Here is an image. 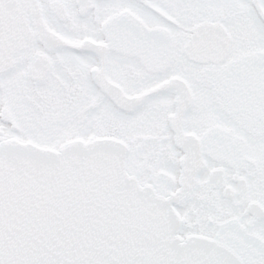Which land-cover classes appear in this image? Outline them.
<instances>
[{
  "label": "snow or ice",
  "instance_id": "snow-or-ice-1",
  "mask_svg": "<svg viewBox=\"0 0 264 264\" xmlns=\"http://www.w3.org/2000/svg\"><path fill=\"white\" fill-rule=\"evenodd\" d=\"M0 264H264V0H0Z\"/></svg>",
  "mask_w": 264,
  "mask_h": 264
}]
</instances>
